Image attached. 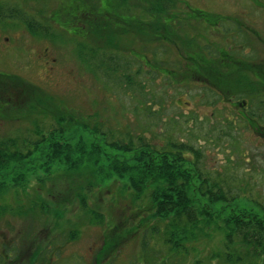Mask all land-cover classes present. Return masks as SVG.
Masks as SVG:
<instances>
[{
  "label": "rangeland",
  "instance_id": "obj_1",
  "mask_svg": "<svg viewBox=\"0 0 264 264\" xmlns=\"http://www.w3.org/2000/svg\"><path fill=\"white\" fill-rule=\"evenodd\" d=\"M188 1L227 18L216 29L190 21V30L206 33L204 44L209 43L210 52L224 46L240 59L264 61V0L261 6L252 0ZM44 3L18 0L19 5L32 9L35 19L49 23L53 35H33L21 19L0 22V72L37 84L77 111L81 120L97 126L98 136H106L109 141L145 136L158 147L171 142L191 145L201 151L199 165L205 177L226 189L231 187L241 206L264 209V136L240 116L231 102L221 100L200 81L182 79L185 63L180 50L165 42L140 46L129 36L122 40L121 52L102 49L97 53L99 60L89 56L87 50L81 56L79 43L88 40L62 27L61 22L69 18L63 12V3ZM124 46L140 49L159 70L145 66L140 58L123 50ZM113 54L115 61L109 62L112 57H107ZM258 101L250 100L249 111L255 113L257 108L254 116L264 125V106ZM52 125L53 120L47 116L19 120L0 117V139L18 136L34 140L38 129L48 133ZM189 154L194 161L195 154ZM125 181L108 180L89 191L90 207L97 208L104 218L102 222L83 224L87 218L78 201L61 211V219L54 211L40 209L29 217L18 214V208L28 206L40 191L33 177L28 192H21V200L16 197V201L14 194L7 196L14 211L0 219V264L2 255L8 252L11 264H32L34 255L35 264H231L223 257L220 233L212 239L203 236L188 240L185 250L174 248L168 240V221L151 217L145 197L135 202L125 189ZM54 183L43 196L56 208L72 187L65 178ZM143 222L151 225L147 228ZM118 224L131 228L129 238L116 253L101 260L105 235ZM72 229L80 231L75 239H69ZM3 241L11 244L8 251Z\"/></svg>",
  "mask_w": 264,
  "mask_h": 264
},
{
  "label": "trees",
  "instance_id": "obj_2",
  "mask_svg": "<svg viewBox=\"0 0 264 264\" xmlns=\"http://www.w3.org/2000/svg\"><path fill=\"white\" fill-rule=\"evenodd\" d=\"M63 1L68 3L73 13L79 8L78 2L83 4L81 0ZM104 1L106 5L116 7V0ZM137 1H141L149 19L146 25L148 43L160 41L175 47L178 41L182 44V54L192 66L190 71L185 68L182 79L203 78L211 86L233 97L240 95L239 98L253 100L251 97L255 95L260 105L264 106V61L227 55L224 47H219L216 54L209 53L206 48L207 53L201 47L202 40L197 38V34L192 38L188 33V19L212 24L223 16L196 7L183 14L181 9L166 4L170 0ZM252 1L256 5H263L262 0ZM58 11H54L55 17ZM18 14L33 35H53L49 23L27 16L20 8ZM11 15H15L14 10ZM139 26L142 25L136 26L137 31L127 28L126 37L143 35ZM160 27L161 35L149 34L150 28L157 33ZM84 44V50L94 58L96 48ZM112 45L120 48L115 43ZM80 50V55L84 56L81 46ZM227 83L230 84L225 85ZM36 116H47L53 120L48 133L38 129L37 138L30 141L18 136L0 139V219H5L9 212L14 211L7 196L14 194L16 201L20 199L21 192H28L30 181L35 177L40 191H36L38 195L28 206L18 208V214L29 217L30 213L33 215L40 209L54 211L61 219L64 214L61 211L78 201L87 218L83 224L95 220L102 222L104 215L97 208L90 207L88 193L105 181L122 178L126 180L125 189L132 193L135 202L145 197L151 217L168 221V240L173 242L174 248L185 250L188 240L203 236L212 239L220 233L223 257L227 262L264 264V209L256 211L241 206L231 187L226 189L222 183L211 180L208 175L205 177L199 165L200 150L184 142H171L158 147L145 136L109 141L106 136H98L97 126L81 120L77 111L37 84L16 74L0 72V117L19 120ZM190 152L196 156L194 161ZM59 178H65L72 191L56 209L43 193H49L48 189L55 185L53 180L55 182ZM150 225L143 222L147 228ZM129 229L124 228L123 224L110 229L101 246V260L117 252L129 238ZM79 232V229H72L69 239H75ZM2 244L6 251L11 247L8 242L3 241ZM56 248L54 251L58 250ZM11 257L9 252L2 255L1 264H11ZM35 259L37 256L34 255L32 264H35ZM43 264H48V261Z\"/></svg>",
  "mask_w": 264,
  "mask_h": 264
},
{
  "label": "flooded vegetation",
  "instance_id": "obj_3",
  "mask_svg": "<svg viewBox=\"0 0 264 264\" xmlns=\"http://www.w3.org/2000/svg\"><path fill=\"white\" fill-rule=\"evenodd\" d=\"M44 2H48V0H43ZM61 2L63 3L62 5V9L64 10L63 12L69 17L66 21L67 22H61L62 27L65 30H68L69 32H71V35L77 36L82 38L83 40H88L87 43H90V45H92L93 48H96V53L93 55L95 56L94 59H98V55L97 53L102 50V49H107V50H111V51H122L119 50L121 49V44L123 46V41L125 40L124 38L128 35H126L125 30L127 28H133L136 31L138 30V28H136V26L138 24L142 25L139 26V31H142L144 34L143 35H138L136 34V38L137 41L139 42L140 46L144 45V44H161L160 41H154V42H147L146 37H147V33H146V25L147 22L149 21L148 17H147V12L144 8V6L142 5L141 1L138 3L137 0H116V7H113V5H106L104 0H81V3H83L82 5L78 2V9L73 13L70 8L67 6V2L61 0ZM44 3V4H46ZM113 3V2H112ZM115 3V2H114ZM166 4H168V6L175 8V9H182L183 14H187V11H190L189 9L192 8H199L197 6L192 5L188 0L187 2H182V1H168ZM45 7V5H44ZM22 9L23 13H26L27 16H31L35 19V17L30 13V11L32 9H30V7L27 6H22L18 4V0H0V22L4 21L6 19H21L23 22L24 20L22 19V16H19L18 14V9ZM30 9V10H29ZM199 9H203V8H199ZM14 10L15 11V15H11V11ZM58 10V9H57ZM205 11H207L206 9H203ZM56 11V10H55ZM32 12V11H31ZM209 12V11H208ZM179 13V11H178ZM211 13V12H210ZM150 18V17H149ZM53 19V18H52ZM227 19V18H225ZM237 21H239L238 18H233ZM37 20V19H36ZM190 21L194 20V19H188ZM224 20L223 17H221L218 21H215L214 23H209V22H205V21H200V23H202L203 25H205L206 27H210V28H215L219 27V25H221V22ZM189 21V24H190ZM185 22V21H184ZM73 24H76L78 26H72ZM132 25V27H131ZM190 25L187 26V30L188 33H190V36L192 38H195L196 34H197V38L199 40H202L201 43V47L203 49H206L209 45L205 44L204 45V38L206 36V33L203 31H200L199 33H195V31L190 30L189 28ZM141 28H143V30H141ZM153 29L150 28V35H157V34H162V28L160 27L158 29L157 33H154V31H152ZM243 31V30H242ZM130 36V35H129ZM136 38H134L136 40ZM112 40V41H110ZM86 42V41H85ZM112 43L117 44L120 48H115ZM178 45L176 46V49L180 50L181 53V57L182 59L184 58L182 52L184 48H181L180 42H177ZM80 46L82 47V50L84 51L85 44L84 42H80L79 43ZM105 46V47H103ZM174 46V45H173ZM224 47V46H222ZM123 50H127L129 51L131 54H133L134 56H136L137 58H140L142 60V62L144 63V65L149 66L151 65V69L152 70H156L158 67L156 64H151V60L149 59V57L147 58L146 54H144L140 49L138 48H133V47H127L124 46ZM207 53L210 51H208L207 49L205 50ZM225 52H228L227 55L232 56L233 53L231 52L230 48H225L224 50ZM220 53L222 51H219ZM211 54H216L218 52H209ZM112 57L111 60H109V62H114V54L111 56H108L107 58ZM99 60V59H98ZM184 65L186 69H191V65L189 61H186L184 58ZM162 69V68H161ZM160 69V70H161ZM159 70V68H158ZM225 70L227 71V68H225ZM170 74L175 72L173 70H170ZM185 71V70H183ZM190 71V70H189ZM189 80V79H187ZM191 80V79H190ZM195 80V79H193ZM196 81H200L202 84H204L205 86L209 87L210 89H212L213 91H215V93H217L218 96L221 97V100H225L228 103H232V107L239 109L238 112L240 114V116L247 120V122H252L249 123V125L257 132H259L260 135L264 136V125L259 123L256 119V113H257V108H255V113L249 111V108L251 106V104L249 103L250 100L249 98H235V96H229L223 92H221L217 87H213L211 86L209 83L205 82L204 79H196ZM230 83H227L225 85H229ZM251 99H256V96L254 95V97L252 96ZM252 113V114H251ZM255 114V116H254Z\"/></svg>",
  "mask_w": 264,
  "mask_h": 264
}]
</instances>
